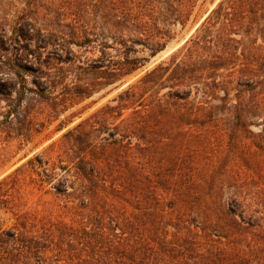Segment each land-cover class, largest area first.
Segmentation results:
<instances>
[{
    "label": "trees",
    "instance_id": "1",
    "mask_svg": "<svg viewBox=\"0 0 264 264\" xmlns=\"http://www.w3.org/2000/svg\"><path fill=\"white\" fill-rule=\"evenodd\" d=\"M198 1L116 0L105 32L82 24L70 39L39 26L33 5L13 21L0 9V93L7 94L0 127L28 137L32 122L20 117L27 92L46 98L55 118L121 82L147 60L138 46L151 56L165 49L172 26H184ZM259 18L264 0H220L168 59L65 132L72 167L48 175L66 198L63 217L20 215L0 231V264H264V199H226L218 167L208 168L200 146L212 139L201 133L229 110L231 123L264 148V96L262 121L253 122L241 82L257 76L264 58V47L241 44L263 31ZM99 37L97 56L73 49Z\"/></svg>",
    "mask_w": 264,
    "mask_h": 264
},
{
    "label": "rangeland",
    "instance_id": "2",
    "mask_svg": "<svg viewBox=\"0 0 264 264\" xmlns=\"http://www.w3.org/2000/svg\"><path fill=\"white\" fill-rule=\"evenodd\" d=\"M219 1L199 0L184 26H172L174 35L165 49L151 56L150 50H142L141 46H138L141 49L139 55L147 58L140 69L121 82L107 85L90 98L75 103L55 118L51 117L53 109L46 98L32 92L26 93L20 117L24 118L26 115L32 122L28 137L23 139L15 132L10 133L0 127V231L17 225L19 216L26 213L37 215L39 218L63 217L61 207L66 198L56 192L48 175L55 172L56 178H60L66 173L63 167L65 164L72 167L69 154L72 153L73 144L65 138V132L73 129L105 104L112 102L124 87L138 80L161 61L168 59L172 52L191 37ZM115 2L116 0H0V9L4 16L13 21L25 7L33 5V17L39 26L46 31L58 30L70 39L73 28L82 24L94 26L100 34L105 32ZM258 21L264 22L261 18ZM101 40L99 37L94 46H72L83 58L97 56L100 54L97 50L101 46ZM241 44L243 48L264 47V29L261 31L259 27L251 37L246 36ZM258 64L257 76L241 81L247 83L242 89L246 94L249 116L253 122H261L263 116L258 107L260 98L264 96L262 56ZM31 79H27L28 86H32ZM62 86L58 85L53 90L57 96H60ZM234 90H231L232 97ZM13 94L16 96V92ZM5 96L7 94L0 93V120L3 118L1 110L3 112L6 109V100L2 99L6 98ZM231 119L230 111L226 110L220 114L219 124L201 133L212 136L210 141L200 145L202 159L208 164V168L213 163L218 167L224 182L226 199L232 195L249 196L256 203H260L256 198L264 199V148H258L250 138L253 135L235 127ZM251 129L256 133L262 130L261 126L256 124L252 125ZM259 137L264 144V133ZM36 156L40 159L37 160ZM254 160H257L255 164ZM249 164H252V167ZM146 169L153 171L152 164L146 163Z\"/></svg>",
    "mask_w": 264,
    "mask_h": 264
}]
</instances>
